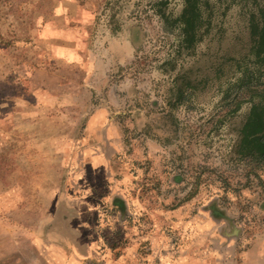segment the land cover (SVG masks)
Returning <instances> with one entry per match:
<instances>
[{
    "label": "rangeland",
    "instance_id": "obj_1",
    "mask_svg": "<svg viewBox=\"0 0 264 264\" xmlns=\"http://www.w3.org/2000/svg\"><path fill=\"white\" fill-rule=\"evenodd\" d=\"M183 1L0 0V264H264L251 103L227 113L264 0H200L194 48Z\"/></svg>",
    "mask_w": 264,
    "mask_h": 264
},
{
    "label": "trees",
    "instance_id": "obj_2",
    "mask_svg": "<svg viewBox=\"0 0 264 264\" xmlns=\"http://www.w3.org/2000/svg\"><path fill=\"white\" fill-rule=\"evenodd\" d=\"M163 15V13H162ZM168 15V14H167ZM165 15V18H167ZM180 31L185 36L186 48H194L196 43L203 38L209 30V20L203 17L200 0H184L181 11L173 18ZM207 24L200 30L202 24ZM249 35L251 40L250 50L253 53V67L245 66L236 79L234 96L239 98L236 106L227 113L238 109L241 102L251 103L246 120L239 129V152L243 155L256 157L264 163V96L258 99L256 95H264V5L257 9V13H251L249 18ZM187 85L189 82H186ZM195 87V85H191ZM178 96L183 97V92L178 88ZM230 95V94H228ZM246 95V96H245ZM178 99H181L178 97ZM236 101V100H235Z\"/></svg>",
    "mask_w": 264,
    "mask_h": 264
},
{
    "label": "crops",
    "instance_id": "obj_3",
    "mask_svg": "<svg viewBox=\"0 0 264 264\" xmlns=\"http://www.w3.org/2000/svg\"><path fill=\"white\" fill-rule=\"evenodd\" d=\"M47 28L48 29H50V30H55L54 32H55V34L57 33H60V32H62V31H64V30H62V29H57V27L56 26H47ZM57 34H56V38H57ZM62 34H63V32L59 35V37H62ZM54 43L56 42V44L55 45H57L58 44V42L57 41H53ZM61 45V44H60ZM60 48H62V47H60ZM63 49H69V47H64ZM62 49V50H63ZM57 56V57H56ZM58 57H60V54H57V52L56 51H54V60L55 59H58L59 60V58ZM71 58V57H70ZM101 125V124H100ZM104 126V125H103ZM105 142L106 143H108V145H112V142H111V140H110V137H107L106 138V140H105ZM90 159H91V162H94V165H95V167H98V166H101V165H103V163H106L107 162V159H108V157H106V155L105 154H103V153H101V152H99V151H95L94 153H92V154H90ZM102 162V163H101ZM108 162H109V160H108ZM101 163V164H100ZM257 264H259V263H257Z\"/></svg>",
    "mask_w": 264,
    "mask_h": 264
}]
</instances>
